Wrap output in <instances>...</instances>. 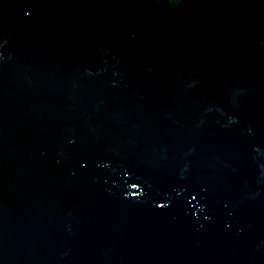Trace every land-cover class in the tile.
I'll use <instances>...</instances> for the list:
<instances>
[{
	"label": "water",
	"instance_id": "1",
	"mask_svg": "<svg viewBox=\"0 0 264 264\" xmlns=\"http://www.w3.org/2000/svg\"><path fill=\"white\" fill-rule=\"evenodd\" d=\"M0 264H264V0H0Z\"/></svg>",
	"mask_w": 264,
	"mask_h": 264
}]
</instances>
